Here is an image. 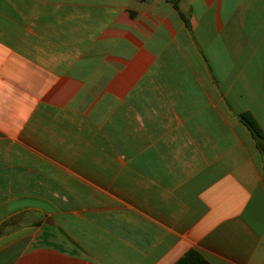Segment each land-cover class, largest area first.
<instances>
[{"label": "crops", "instance_id": "0c3cea01", "mask_svg": "<svg viewBox=\"0 0 264 264\" xmlns=\"http://www.w3.org/2000/svg\"><path fill=\"white\" fill-rule=\"evenodd\" d=\"M241 113L264 0H0V264H264Z\"/></svg>", "mask_w": 264, "mask_h": 264}, {"label": "trees", "instance_id": "16d2710c", "mask_svg": "<svg viewBox=\"0 0 264 264\" xmlns=\"http://www.w3.org/2000/svg\"><path fill=\"white\" fill-rule=\"evenodd\" d=\"M176 7V1H173ZM238 119L249 129L252 136L255 138L259 145L264 144V133H262L255 119L248 113H241ZM174 264H209L208 261L197 251L190 250Z\"/></svg>", "mask_w": 264, "mask_h": 264}, {"label": "rangeland", "instance_id": "374dc122", "mask_svg": "<svg viewBox=\"0 0 264 264\" xmlns=\"http://www.w3.org/2000/svg\"><path fill=\"white\" fill-rule=\"evenodd\" d=\"M8 224L6 223L5 225L0 227V235L3 233V231L7 228Z\"/></svg>", "mask_w": 264, "mask_h": 264}]
</instances>
